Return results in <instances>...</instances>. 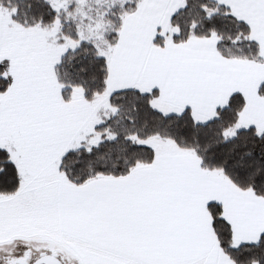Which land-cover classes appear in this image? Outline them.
Here are the masks:
<instances>
[{"label": "snow or ice", "instance_id": "1", "mask_svg": "<svg viewBox=\"0 0 264 264\" xmlns=\"http://www.w3.org/2000/svg\"><path fill=\"white\" fill-rule=\"evenodd\" d=\"M0 264H264V0H0Z\"/></svg>", "mask_w": 264, "mask_h": 264}]
</instances>
